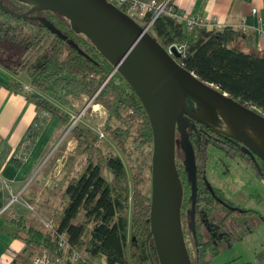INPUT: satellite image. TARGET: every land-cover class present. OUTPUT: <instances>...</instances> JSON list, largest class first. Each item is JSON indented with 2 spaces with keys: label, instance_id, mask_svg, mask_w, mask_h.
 Listing matches in <instances>:
<instances>
[{
  "label": "trees",
  "instance_id": "1",
  "mask_svg": "<svg viewBox=\"0 0 264 264\" xmlns=\"http://www.w3.org/2000/svg\"><path fill=\"white\" fill-rule=\"evenodd\" d=\"M0 1L7 4L6 0ZM8 1L16 6L13 10L16 13L29 8L26 3ZM120 8L126 13L124 6ZM38 16L48 19L59 32L52 33ZM151 18L152 13L148 11L134 19L145 26ZM148 31L166 49L181 45L184 55L178 62L200 80L218 87L239 103L254 102L264 107V53L247 45V37L240 30L231 26L207 30L200 26L187 32L180 19L163 12ZM0 41L21 51L18 65L3 67L32 85L34 91H24L21 80L13 79L10 87L23 92L36 109L57 115L63 124L69 125L71 115L62 108L74 111L71 100H91V105L99 104L106 111L101 129L106 137L128 159L133 152L128 151L127 145L141 155L136 157L137 163L130 175L119 155L102 148L107 142L98 132L83 123L75 124L69 131L85 162L60 194L62 207H52L48 218L82 256L78 264H91L90 258L98 255L107 264H159L149 225L152 131L145 109L127 81L118 71L112 73L113 65L87 38L71 30L68 19L55 12L46 10L21 18L0 9ZM187 133L196 165L195 235L190 225V182L183 165V152L176 145V166L183 187L181 223L191 263L207 264L206 253H216L215 237L206 239L201 230L206 227L215 235V225L225 226L223 220L210 215L213 211L219 212V203H226L221 190L213 191L207 185L208 146L213 144L237 158L259 179H264V169L252 165L247 153L220 127L191 120ZM176 136L179 137L178 133ZM12 161L20 163L16 159ZM103 166L109 178L103 175ZM28 202L31 205L34 200L28 199ZM201 206L206 207L200 211ZM227 206L236 212L228 210L227 214H234L230 223L235 228L245 226L250 232L248 216L257 212L234 208L231 202ZM10 221L18 228L15 238L24 241L27 249L54 247L53 236L42 224H29L23 215L14 216ZM227 233L229 243L237 241L238 237L228 228ZM27 262L26 255H18L11 264Z\"/></svg>",
  "mask_w": 264,
  "mask_h": 264
},
{
  "label": "water",
  "instance_id": "2",
  "mask_svg": "<svg viewBox=\"0 0 264 264\" xmlns=\"http://www.w3.org/2000/svg\"><path fill=\"white\" fill-rule=\"evenodd\" d=\"M17 1L29 8L16 13L0 1V9L21 18L46 10L64 16L71 30L96 47L113 65L112 73L118 71L142 103L152 131L149 225L157 260L159 264H192L181 223L183 187L176 145L183 152L190 182V225L195 235L197 179L189 120L214 128L222 125L227 137L264 164V117L185 69L178 62L181 53L175 45L164 48L145 26L108 0ZM36 18L52 33L59 32L45 17ZM188 103L196 108L190 109Z\"/></svg>",
  "mask_w": 264,
  "mask_h": 264
},
{
  "label": "crops",
  "instance_id": "3",
  "mask_svg": "<svg viewBox=\"0 0 264 264\" xmlns=\"http://www.w3.org/2000/svg\"><path fill=\"white\" fill-rule=\"evenodd\" d=\"M172 3L176 10L201 21H213L215 27L236 29L244 21L246 44L255 49L256 26L259 21L264 26V0H172ZM253 7L257 9L255 14L251 13ZM2 66L0 64V264L6 262L4 258H8L10 264V260H15L18 255L25 256L27 250L24 241L15 238L18 228L10 219L23 215L20 209L27 208L28 199L34 200L31 206L39 202L41 208H48L50 213L53 206L48 197H60L68 181L81 170L75 164L68 173L65 172L69 145L76 142L74 136L65 134L68 124H63L57 115L36 109L23 92L11 88L13 79L20 77L3 70ZM62 110L66 111L64 107ZM59 140L64 143L52 151ZM14 196L21 197L16 200L18 204L6 207ZM41 197H44L43 201H40ZM98 256L93 257V261Z\"/></svg>",
  "mask_w": 264,
  "mask_h": 264
},
{
  "label": "rangeland",
  "instance_id": "4",
  "mask_svg": "<svg viewBox=\"0 0 264 264\" xmlns=\"http://www.w3.org/2000/svg\"><path fill=\"white\" fill-rule=\"evenodd\" d=\"M16 58L17 56L13 55L10 60L14 61ZM2 69L9 73H15L8 71L4 67H2ZM15 75L19 76L18 73H15L14 76ZM18 79L28 85L30 84L26 79ZM85 101V99L82 101L71 100L75 109L74 111L64 107V109L71 115V121L69 124L73 123L75 125L77 123H83L94 131L98 133L100 132L102 138L107 142V145H102V148L105 151L109 150L119 155L123 160L128 173L131 175L132 168L137 163L135 161L136 157L140 158L141 155L138 154L137 150H134L131 146L129 147V145H127L128 151L133 152L128 159L127 156H125L101 131L106 119L105 109L101 106H96L95 104H93L94 106L91 105V100L88 102ZM74 125H72V127ZM68 126L65 129V134H68L71 130ZM216 127L222 128V125L218 124ZM63 137L61 139H63ZM61 141L62 140H59L55 144L52 151L64 143ZM76 143L77 142H71L70 145L73 146L71 147L69 145L70 148H68L69 155L68 160H66L68 168L65 170L67 173L75 164V167H78L79 170H82L84 166V155L76 148ZM206 152L207 160L205 176L207 185L213 191L221 190L222 196L226 200L225 204H218L219 212L213 211L210 215V218L216 217L219 220H223L225 226L219 228L215 232L213 244L216 246V253H206L205 258L208 260L207 264H264V182L253 173L249 166L241 163L237 158L225 154L223 150L217 146L213 144L209 145ZM61 163L63 166V161ZM102 168L103 175L109 178L110 175L107 172L106 167L103 166ZM57 171H60V167H58ZM144 173L145 175L149 173L148 167L145 168ZM17 198L20 199L21 197ZM43 198L44 197H41L40 201H43ZM48 198L51 206L57 207L58 209L62 207L63 204L59 196L54 198L50 196ZM230 202L234 208L243 207L260 213V215L255 213L248 216L249 222L247 227L250 228V232H248L245 226L235 228L230 223L232 215L234 214H227L228 210H232V213H236L235 210L227 206V203ZM17 204L18 202H13V205ZM35 204L36 205L32 206L33 211L27 208L20 209V212L26 217L29 224H41V219H49L46 218L47 214H49L47 208H41L40 203ZM37 207L41 208L43 212ZM205 207L206 206H201L199 207V210L202 211ZM227 228L238 237L236 242L229 243L228 238L230 235L227 233ZM201 232L206 239L213 236L212 232L206 229V227H203ZM90 263L107 264L102 255H99L94 261L93 258H90Z\"/></svg>",
  "mask_w": 264,
  "mask_h": 264
},
{
  "label": "built area",
  "instance_id": "5",
  "mask_svg": "<svg viewBox=\"0 0 264 264\" xmlns=\"http://www.w3.org/2000/svg\"><path fill=\"white\" fill-rule=\"evenodd\" d=\"M113 3L117 7L124 6L126 8V13L133 18H141L148 11L152 13V18L146 23V29H150L154 20L163 12L173 15L174 17L180 19L183 22V26L187 32H193L200 26L206 27L207 30H212L215 26L213 21L206 20L201 21L198 17L189 15L188 13L182 12L180 10H176L172 0H108ZM257 9L255 7L251 8V13L255 14ZM236 29L241 32H245L247 29V25L244 21H241L238 24ZM177 50L181 53V57L183 54V47L181 45L174 44ZM170 47V46H169ZM168 47V48H169ZM167 48V49H168ZM256 50L264 53V26L259 21L256 26ZM24 91H34L32 85H28L25 82H21ZM247 109L257 113L260 116L264 117V107L254 103V102H243L241 103ZM94 106V105H93ZM73 123L69 124L68 128H72ZM99 136L102 137V134L99 132ZM264 182V179H261ZM17 200V197H12L8 206H10L13 202ZM26 207L29 210L33 211V207L30 204H27ZM41 224L44 228L51 233L54 239V247H42L39 250L27 249L26 257L28 258V262L26 264H78V262L82 259L80 253L75 250L71 245H69L66 241L65 235L62 233H58L54 221L52 219H41ZM6 262L2 264H9L8 258H4ZM14 259H11L10 262H13ZM11 264V263H10Z\"/></svg>",
  "mask_w": 264,
  "mask_h": 264
},
{
  "label": "flooded vegetation",
  "instance_id": "6",
  "mask_svg": "<svg viewBox=\"0 0 264 264\" xmlns=\"http://www.w3.org/2000/svg\"><path fill=\"white\" fill-rule=\"evenodd\" d=\"M3 2H4V0H3ZM5 2L7 3L6 4L7 7H9L10 9H12V10L15 11L14 8H16V6L15 5H12L11 1L6 0ZM13 55H16L17 56L16 60H14V61L10 60ZM20 55H21V51H19V49L17 47H15L14 45L9 44V43H6L5 44L4 41H0V64H1V66L3 65L5 67V66H15V65H18L19 64V61H20V58H21ZM188 102H192V101H188ZM187 105L192 110L196 108L195 104H193V103H188ZM190 122H191V120H189V124H190ZM187 128H188V126H187ZM240 147L242 148V150L245 153H247V156L249 157L250 163L252 165H255L258 168H262L263 167L262 169H264V165H263V163L261 162V160L259 158H257L256 156H252L249 152L245 151L242 145H240ZM241 163H243V162H241ZM208 225L210 226V224H208ZM221 227H222L221 225H215V227H214V233H215L216 228H221ZM212 234H213V232H212ZM212 237H215V236L213 235Z\"/></svg>",
  "mask_w": 264,
  "mask_h": 264
},
{
  "label": "bare ground",
  "instance_id": "7",
  "mask_svg": "<svg viewBox=\"0 0 264 264\" xmlns=\"http://www.w3.org/2000/svg\"><path fill=\"white\" fill-rule=\"evenodd\" d=\"M28 92H29V91H28ZM65 238H66L67 243H68L69 245H71L70 242L68 241V238H67L66 236H65Z\"/></svg>",
  "mask_w": 264,
  "mask_h": 264
}]
</instances>
